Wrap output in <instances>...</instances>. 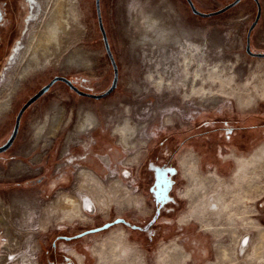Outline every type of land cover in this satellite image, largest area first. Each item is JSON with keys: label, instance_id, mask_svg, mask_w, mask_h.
Instances as JSON below:
<instances>
[{"label": "rangeland", "instance_id": "obj_1", "mask_svg": "<svg viewBox=\"0 0 264 264\" xmlns=\"http://www.w3.org/2000/svg\"><path fill=\"white\" fill-rule=\"evenodd\" d=\"M64 1L71 28L58 52L45 53L31 68L21 69L30 33L40 30L55 2L29 0L27 27L8 60L0 61V101L11 97L0 117V146L10 138L20 107L54 76H65L92 93H102L112 83L95 0ZM233 1L192 0L206 13ZM131 2L158 9L177 31H192L195 48L211 38L220 42L213 58L206 59L203 50L194 53L203 64L196 84L183 87L177 81L185 79L182 63L173 66L160 54L157 66L171 64L176 72L174 88L158 93L144 86L149 65L156 63L131 44ZM99 11L118 69L117 86L107 97L93 99L57 81L23 113L15 139L0 152V205L8 210L13 198L26 202L7 215V230L0 225V264H46L43 249L56 239L51 232L81 229L91 234L67 245L70 250L81 247L85 264H109L102 253L109 240L120 242L116 258L130 264H174L176 256L180 264H264V56L246 50L249 32L250 50L264 52V0H239L210 17L194 14L187 0H99ZM214 65L219 73L213 72ZM56 106L64 110V122L44 148L35 139L36 128ZM79 107L91 110L99 124L74 136L62 156ZM128 122L129 128L115 132ZM98 155L109 157L110 167ZM17 161L31 173L8 175ZM79 168L94 179L96 190L77 178ZM124 171L130 172L125 176ZM157 172L173 178L177 203L149 224ZM76 185L88 202L80 216L69 217L55 201L73 196ZM142 222L149 224L145 232L135 226ZM243 236H249L248 244L239 249Z\"/></svg>", "mask_w": 264, "mask_h": 264}, {"label": "bare ground", "instance_id": "obj_2", "mask_svg": "<svg viewBox=\"0 0 264 264\" xmlns=\"http://www.w3.org/2000/svg\"><path fill=\"white\" fill-rule=\"evenodd\" d=\"M66 9L67 7L64 0H55L49 15H47L45 21L43 20L44 23L42 24V26H40V30L30 33V39L28 44V47H30V51L25 56V60L21 69L31 68L35 63H37L39 57L44 55L45 53L58 52L63 47V44L67 40H69L71 21H69L67 18L68 11L66 12ZM128 15V28L135 34V37L131 40V44L134 46H138L143 51H146L147 54H151L150 56L152 57V60H154L156 63L154 65H149V71L145 75L146 81L144 80V86L147 89L152 87L156 88L158 93H163L162 91H164L165 89L167 90L171 87L174 88L173 86L175 85L174 83L176 82V80L173 79L176 78V72H173L171 64L174 66V64L177 65V63L180 64V62L182 63L185 79H178L177 81H180V84H182L183 87H186L189 83L196 84L195 79H201L200 67L203 66V64L201 60H196L194 53L203 50L205 58L209 59L213 58V56L216 55L215 52H220V49H218V47L220 46V42L212 38L207 40L205 43L199 42V45L195 48V46H193L194 44H192L191 42V40H194L192 39V31L189 32L188 30L185 31L182 29H178V31L175 30L171 26V24L168 23V21L166 20L167 17L162 15L158 9H155L151 6L148 7L147 5H144V3L143 5H141V3L139 5L135 2H131V5L128 8ZM159 53H162L169 60V62H171L170 65L163 69H160L161 67H158L160 66V64L157 66V61L159 59L158 55H160ZM206 59L202 60H204V62H207ZM218 63L221 62H217L216 64ZM215 65L213 72L219 73ZM179 67L181 66H178V69ZM164 75L168 77L165 78ZM10 79L13 78L11 77ZM202 89L204 90L205 88L203 87ZM10 101V96H7L2 101H0V117L8 109ZM176 115H178V113H176ZM62 118V109L57 106L53 107V111L50 113L48 119H46L47 121L36 128L37 138L35 139L42 140L43 145H46L48 143V140H50L51 137L55 136L56 133L59 131ZM97 126L98 119L95 114L87 108L79 107L76 112V120L67 134L64 152L66 151V145L68 144L70 146L72 144L74 136H80L82 134L92 132L97 129ZM123 126L124 127L121 126V128H119L120 125L118 128L116 127L117 130H115V132L117 134H120L125 128H129V122L128 124H123ZM143 128L144 125L139 128L140 132L143 130ZM104 156H100L102 164H108V166L110 167V159L107 156ZM38 159L40 158H37L34 163H37L39 161ZM129 172L130 171H124V175L127 176V173ZM28 173H31L30 167L27 164L22 163L21 161L14 162V164L10 165L7 171L8 175L16 176ZM0 175H2V173H0ZM77 178H80L82 182L84 181V187L88 190H96L95 186H93L91 183L94 181V179L82 169H80L77 173ZM72 193L74 195L70 196V198H66L64 196H62L61 198H57V200L55 201V205L60 208L63 212H67L69 217H78L80 216V213H82L81 206L88 202V198L83 199L82 188L77 187V185L74 192ZM25 203L26 202L21 199L13 198L9 202L8 210H5L3 206L0 205V225L4 226L7 230L9 223L7 215H9L10 217L16 211V208L18 206H23V204ZM215 205L216 204L214 203V206ZM87 206L88 209H90L92 204L89 203ZM248 240L249 236H243L242 239L239 240V244H241L239 246V249H244V247L248 244ZM119 243L120 242H118V240L108 241L105 247L103 248V255L107 256V258H105L108 260L109 264H130L129 262L119 261L120 259L116 258V252ZM243 243H245V246H243ZM176 259H178L177 261L174 260L176 263H173L180 264V258L176 256Z\"/></svg>", "mask_w": 264, "mask_h": 264}, {"label": "flooded vegetation", "instance_id": "obj_3", "mask_svg": "<svg viewBox=\"0 0 264 264\" xmlns=\"http://www.w3.org/2000/svg\"><path fill=\"white\" fill-rule=\"evenodd\" d=\"M29 10H30L29 0H0V61L1 62L8 60V55L11 52V49L25 31V28L27 27V16L29 14ZM249 39H250V33L247 32L246 41H248ZM62 111H63V118L61 120L60 129L64 122L65 112L63 109ZM55 136L51 137V139L54 138ZM50 140H48V143L46 145H43L44 148L48 146ZM66 151L67 153L69 151L68 144L66 145ZM66 151L63 152L62 156L67 155ZM98 159L102 163V161L100 160V155H98ZM89 169L90 172L93 171L94 173V170H92L91 168ZM128 174L129 173H127V175ZM172 187H173V178H168L165 172H160L159 174L158 172L156 173L155 180L151 184V193L154 200L155 213L148 222L149 224H153L156 221L159 214L169 204L175 205L177 203V200H175L172 197V193H171ZM122 220L123 223L127 222L125 219ZM148 223L142 222L140 223L141 225L139 224L135 226L138 227V229L145 232V228L149 225ZM89 231L90 229H81L72 234L67 230L51 232L52 234H56L54 235V238L56 239H53V241L50 242L49 247L43 249L42 256L44 262L46 264H85V257L81 253L82 252L81 247L77 248L76 246H73L74 250H70L71 249L70 247L72 246L67 244H70L72 241L78 240L87 234H91V232ZM59 243L61 244L60 246ZM123 248H126V246H124ZM73 253H77L78 255H81V257ZM76 257H79V261Z\"/></svg>", "mask_w": 264, "mask_h": 264}, {"label": "water", "instance_id": "obj_4", "mask_svg": "<svg viewBox=\"0 0 264 264\" xmlns=\"http://www.w3.org/2000/svg\"><path fill=\"white\" fill-rule=\"evenodd\" d=\"M187 2L189 3V6L191 8V11L196 14L199 15L201 17H210V16H214L217 14H220L221 12L225 11L226 9H228L229 7L233 6L234 4H236L237 2H239V0H235L233 1L231 4L216 10V11H212V12H202L200 10H198L195 5L193 4L192 0H187ZM96 3V14H97V18H98V22H99V27L103 36V40H104V44H105V49L108 53V56L110 58L112 67H113V80L111 85L102 93H92V92H88V91H83L81 89H79L77 86H75L72 81L70 79H68L65 76H54L47 84H45L44 86H42L36 93H34L30 98H28L25 103L20 107L19 111L17 112V115L15 117V123H14V127H13V131L12 134L10 136V138L8 139V141L0 146V152L6 150L11 143L13 142V140L15 139L17 133H18V129H19V124H20V118L23 114V112L32 104L34 103L37 99H39L43 94H45L49 88L57 81H62L64 82L70 89H72L76 94L81 95V96H86L89 98H93V99H102L107 97L108 95H110L113 90L116 88L117 86V79H118V69H117V65L111 55L110 49H109V45L107 43V38L105 35V31L103 29L102 26V22H101V16H100V11H99V0H95ZM253 27V26H252ZM251 27V28H252ZM246 50L248 53H250L251 55H255V56H264V53H253L250 51L249 48V44L247 41V46H246Z\"/></svg>", "mask_w": 264, "mask_h": 264}]
</instances>
